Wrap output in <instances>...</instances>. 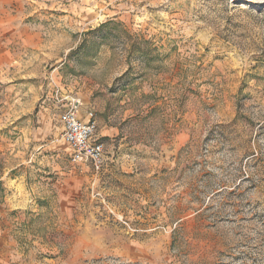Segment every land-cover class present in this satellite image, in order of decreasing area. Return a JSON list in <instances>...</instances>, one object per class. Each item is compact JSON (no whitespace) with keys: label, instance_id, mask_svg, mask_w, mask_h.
<instances>
[{"label":"rangeland","instance_id":"obj_1","mask_svg":"<svg viewBox=\"0 0 264 264\" xmlns=\"http://www.w3.org/2000/svg\"><path fill=\"white\" fill-rule=\"evenodd\" d=\"M20 1L0 264H264V0ZM57 99L93 114L100 171Z\"/></svg>","mask_w":264,"mask_h":264},{"label":"built area","instance_id":"obj_2","mask_svg":"<svg viewBox=\"0 0 264 264\" xmlns=\"http://www.w3.org/2000/svg\"><path fill=\"white\" fill-rule=\"evenodd\" d=\"M60 108L57 119L61 126V138L70 148V161L88 165L95 172L105 165V149L102 142L95 138L96 123L89 111L88 121H82L73 105L64 104L57 99Z\"/></svg>","mask_w":264,"mask_h":264},{"label":"crops","instance_id":"obj_3","mask_svg":"<svg viewBox=\"0 0 264 264\" xmlns=\"http://www.w3.org/2000/svg\"><path fill=\"white\" fill-rule=\"evenodd\" d=\"M21 2L20 0H13ZM12 0H0V68L3 63L15 61L17 57L16 44L28 41L29 27L24 25L22 19L16 13L4 9V5Z\"/></svg>","mask_w":264,"mask_h":264}]
</instances>
